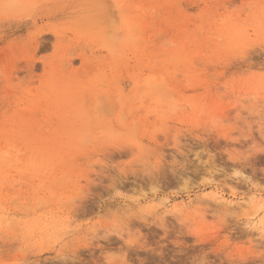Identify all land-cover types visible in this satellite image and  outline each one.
Here are the masks:
<instances>
[{
    "label": "rangeland",
    "instance_id": "1",
    "mask_svg": "<svg viewBox=\"0 0 264 264\" xmlns=\"http://www.w3.org/2000/svg\"><path fill=\"white\" fill-rule=\"evenodd\" d=\"M0 264H264V0H0Z\"/></svg>",
    "mask_w": 264,
    "mask_h": 264
},
{
    "label": "bare ground",
    "instance_id": "2",
    "mask_svg": "<svg viewBox=\"0 0 264 264\" xmlns=\"http://www.w3.org/2000/svg\"><path fill=\"white\" fill-rule=\"evenodd\" d=\"M116 54H117V53H116ZM118 55H119V54H118ZM115 56H116V55H115ZM129 109H130V108H129ZM119 117H121V116H119ZM123 119H124V118H123ZM217 199H218V201H219V200H220V201L222 200V201L224 202V200H223L220 196H219ZM221 204H222V203H221ZM229 204H230V203H229ZM225 205H226V204H225ZM174 209H175V208H174ZM58 258H59V257H58ZM56 259H57V257H56ZM123 263H124V262H123Z\"/></svg>",
    "mask_w": 264,
    "mask_h": 264
}]
</instances>
